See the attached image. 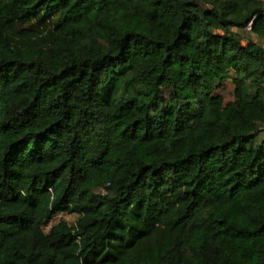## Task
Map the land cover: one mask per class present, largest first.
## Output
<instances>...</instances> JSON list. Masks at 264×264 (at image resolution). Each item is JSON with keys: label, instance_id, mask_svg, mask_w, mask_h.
<instances>
[{"label": "trees", "instance_id": "obj_1", "mask_svg": "<svg viewBox=\"0 0 264 264\" xmlns=\"http://www.w3.org/2000/svg\"><path fill=\"white\" fill-rule=\"evenodd\" d=\"M247 29L264 0H0V264H264Z\"/></svg>", "mask_w": 264, "mask_h": 264}, {"label": "rangeland", "instance_id": "obj_2", "mask_svg": "<svg viewBox=\"0 0 264 264\" xmlns=\"http://www.w3.org/2000/svg\"><path fill=\"white\" fill-rule=\"evenodd\" d=\"M246 35V33H245ZM254 89H248L247 93L253 92ZM218 94L224 98L225 103L234 101V85L228 80L225 85L218 91ZM264 136V134H263ZM80 215L78 213H59L54 219L44 225L43 230L46 234H49L54 226L59 224L61 221H66L70 226L75 227Z\"/></svg>", "mask_w": 264, "mask_h": 264}, {"label": "crops", "instance_id": "obj_3", "mask_svg": "<svg viewBox=\"0 0 264 264\" xmlns=\"http://www.w3.org/2000/svg\"><path fill=\"white\" fill-rule=\"evenodd\" d=\"M239 32H242V31H239ZM246 33V36L247 37H252L253 38V40L258 44V45H260V46H262L263 48H264V40L263 39H260V38H258V37H255V36H253L252 35V32H251V30L250 29H247V30H245L244 31V34Z\"/></svg>", "mask_w": 264, "mask_h": 264}]
</instances>
